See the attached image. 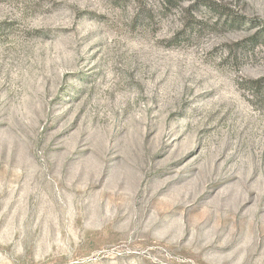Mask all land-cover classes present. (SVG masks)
I'll return each mask as SVG.
<instances>
[{"label":"rangeland","instance_id":"obj_1","mask_svg":"<svg viewBox=\"0 0 264 264\" xmlns=\"http://www.w3.org/2000/svg\"><path fill=\"white\" fill-rule=\"evenodd\" d=\"M0 264H264V0H0Z\"/></svg>","mask_w":264,"mask_h":264}]
</instances>
